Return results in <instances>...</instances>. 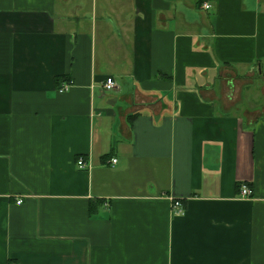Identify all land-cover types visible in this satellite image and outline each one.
I'll return each instance as SVG.
<instances>
[{"label":"crops","instance_id":"0c3cea01","mask_svg":"<svg viewBox=\"0 0 264 264\" xmlns=\"http://www.w3.org/2000/svg\"><path fill=\"white\" fill-rule=\"evenodd\" d=\"M263 68V0H0V264H264Z\"/></svg>","mask_w":264,"mask_h":264},{"label":"built area","instance_id":"2783aa9c","mask_svg":"<svg viewBox=\"0 0 264 264\" xmlns=\"http://www.w3.org/2000/svg\"><path fill=\"white\" fill-rule=\"evenodd\" d=\"M203 8L208 9L209 5L208 4H203ZM70 84L66 83V84H61L59 85V87L57 88V92L59 93H63L65 91H67L70 88ZM103 90L105 91H111L112 89H114L116 87V84L114 82V80H112L111 78H107L105 80V82L102 85ZM116 158H111L110 159V164L113 165L116 163ZM76 164L79 167V169H85L88 168L89 165L85 162V160L83 158H78L76 160ZM238 197L239 199H250L251 197V189L248 187L247 184L245 183H241L238 187ZM17 203H21V199L17 200ZM172 210L174 213L176 214H180L183 211L182 205L178 200L173 201L172 203Z\"/></svg>","mask_w":264,"mask_h":264},{"label":"rangeland","instance_id":"374dc122","mask_svg":"<svg viewBox=\"0 0 264 264\" xmlns=\"http://www.w3.org/2000/svg\"><path fill=\"white\" fill-rule=\"evenodd\" d=\"M264 1V0H263ZM255 77H259V79H260V86H259V89H260V92L261 93H264V68L262 69V75H260V76H255ZM247 87V86H246Z\"/></svg>","mask_w":264,"mask_h":264},{"label":"trees","instance_id":"16d2710c","mask_svg":"<svg viewBox=\"0 0 264 264\" xmlns=\"http://www.w3.org/2000/svg\"><path fill=\"white\" fill-rule=\"evenodd\" d=\"M56 81L58 82V79L56 78Z\"/></svg>","mask_w":264,"mask_h":264}]
</instances>
